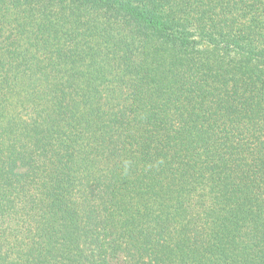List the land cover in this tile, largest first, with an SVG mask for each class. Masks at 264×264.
Returning <instances> with one entry per match:
<instances>
[{
  "label": "trees",
  "instance_id": "16d2710c",
  "mask_svg": "<svg viewBox=\"0 0 264 264\" xmlns=\"http://www.w3.org/2000/svg\"><path fill=\"white\" fill-rule=\"evenodd\" d=\"M264 264V0H0V264Z\"/></svg>",
  "mask_w": 264,
  "mask_h": 264
},
{
  "label": "rangeland",
  "instance_id": "374dc122",
  "mask_svg": "<svg viewBox=\"0 0 264 264\" xmlns=\"http://www.w3.org/2000/svg\"><path fill=\"white\" fill-rule=\"evenodd\" d=\"M119 260H120V257L118 259L113 260L112 264H115V263L119 262Z\"/></svg>",
  "mask_w": 264,
  "mask_h": 264
}]
</instances>
